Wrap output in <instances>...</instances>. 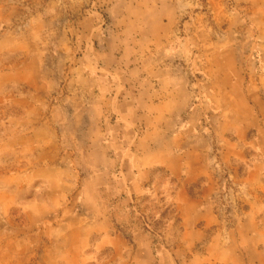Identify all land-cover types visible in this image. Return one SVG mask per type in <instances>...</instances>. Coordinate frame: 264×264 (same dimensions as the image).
I'll return each instance as SVG.
<instances>
[{"label": "rangeland", "instance_id": "obj_1", "mask_svg": "<svg viewBox=\"0 0 264 264\" xmlns=\"http://www.w3.org/2000/svg\"><path fill=\"white\" fill-rule=\"evenodd\" d=\"M0 264H264V0H0Z\"/></svg>", "mask_w": 264, "mask_h": 264}]
</instances>
